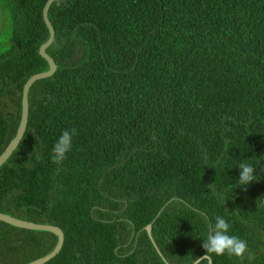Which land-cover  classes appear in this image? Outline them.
Segmentation results:
<instances>
[{
    "label": "trees",
    "instance_id": "16d2710c",
    "mask_svg": "<svg viewBox=\"0 0 264 264\" xmlns=\"http://www.w3.org/2000/svg\"><path fill=\"white\" fill-rule=\"evenodd\" d=\"M47 1L0 0V155L25 83L48 70ZM48 20L57 69L29 89L25 133L0 167V213L62 231L46 264H193L217 216L264 264V0H55ZM241 162L256 169L246 190ZM56 243L0 222V264Z\"/></svg>",
    "mask_w": 264,
    "mask_h": 264
},
{
    "label": "clouds",
    "instance_id": "9594fccd",
    "mask_svg": "<svg viewBox=\"0 0 264 264\" xmlns=\"http://www.w3.org/2000/svg\"><path fill=\"white\" fill-rule=\"evenodd\" d=\"M76 134L75 128L62 131L52 148V163L59 165L64 161L66 154L72 148V140ZM238 168L239 178L237 183L246 190L247 185L255 179L254 172H256V169L247 162H241ZM204 219L206 220L207 217H204ZM228 232L229 224L223 217L217 216L214 224H208L207 234L201 245L205 254L200 258H196V264H200L202 260L210 261L213 255L217 257L227 255L229 258L235 257L240 261L247 258L249 264H251L255 254L249 252L247 242L235 235H229ZM246 253L248 254L247 257L245 256Z\"/></svg>",
    "mask_w": 264,
    "mask_h": 264
},
{
    "label": "water",
    "instance_id": "95a60500",
    "mask_svg": "<svg viewBox=\"0 0 264 264\" xmlns=\"http://www.w3.org/2000/svg\"><path fill=\"white\" fill-rule=\"evenodd\" d=\"M54 1L55 0H48L45 3L43 10H42V17H43L44 24L48 30L49 38L39 48V51H38L39 56L42 57L47 62L48 70L46 72L39 73V74H36V75H33L32 77H30L23 87L22 101H21V118H20L19 126H18V129H17V132H16L14 139L8 144V146L6 147L4 152L0 155V167L7 161V159L17 149V147L20 144V142L23 138V135L25 133V130L27 127V121H28V99H27V97H28V92H29L30 87L36 81L51 77L57 69L54 61L51 59L50 56H48L46 54V50L48 49V47L52 44V42L54 40V29L48 20V11H49V9H50V7ZM0 222H3L5 224L10 225V226L15 227V228L25 229V230H30V231L49 232V233L53 234L54 236H56L57 243H56L54 249L49 254H47L46 256H44L42 258L34 260L30 263H27V264H46L51 259H53L61 250V247H62L63 241H64V236H63L62 231L58 227L51 226V225H40V224L31 223V222H26V221H23V220H20V219H17V218H14V217H11L9 215L2 214V213H0ZM146 232H147L149 239L152 241L151 226L150 225L147 226ZM193 264H196V261ZM209 264H211L210 261H209Z\"/></svg>",
    "mask_w": 264,
    "mask_h": 264
},
{
    "label": "rangeland",
    "instance_id": "374dc122",
    "mask_svg": "<svg viewBox=\"0 0 264 264\" xmlns=\"http://www.w3.org/2000/svg\"><path fill=\"white\" fill-rule=\"evenodd\" d=\"M3 30H4V25L0 22V34L2 33Z\"/></svg>",
    "mask_w": 264,
    "mask_h": 264
}]
</instances>
